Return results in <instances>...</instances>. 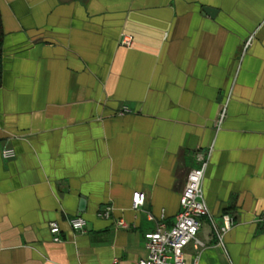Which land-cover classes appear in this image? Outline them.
<instances>
[{
	"label": "crops",
	"instance_id": "1",
	"mask_svg": "<svg viewBox=\"0 0 264 264\" xmlns=\"http://www.w3.org/2000/svg\"><path fill=\"white\" fill-rule=\"evenodd\" d=\"M0 15V264H135L209 149L203 246L184 262L264 264V0H0Z\"/></svg>",
	"mask_w": 264,
	"mask_h": 264
},
{
	"label": "built area",
	"instance_id": "2",
	"mask_svg": "<svg viewBox=\"0 0 264 264\" xmlns=\"http://www.w3.org/2000/svg\"><path fill=\"white\" fill-rule=\"evenodd\" d=\"M252 40V34L244 40V51L249 47ZM121 44L130 46L131 38L129 36H123ZM225 114L226 102L221 105L215 121L216 125L221 123ZM209 151L206 155L209 154ZM14 155L15 151L13 148L1 149V156L4 159L11 158ZM206 155L198 154L197 160L199 161V165L190 169L187 173L184 187L179 196V210L175 215V220L172 225L167 226L161 218L156 222L152 230L144 232L143 237L146 255L139 258L135 264H185V246L190 242L193 243L196 249L203 246V242L198 238L197 232L201 225V218L209 215L202 191L204 170L207 165ZM144 198L142 191H134L131 196V207L133 209H139L144 203ZM108 212L109 207L102 212V215L108 216ZM262 218L264 219V210ZM232 223L233 220L229 215H223V225L219 229H215L219 243H221L223 233L230 228ZM68 224L73 231H82L85 228L86 220L80 214H75L68 218ZM117 224L120 227H126V223L122 219H119ZM48 228L52 241H60V228L57 222L51 221ZM111 264L119 263L117 259H113Z\"/></svg>",
	"mask_w": 264,
	"mask_h": 264
},
{
	"label": "trees",
	"instance_id": "3",
	"mask_svg": "<svg viewBox=\"0 0 264 264\" xmlns=\"http://www.w3.org/2000/svg\"><path fill=\"white\" fill-rule=\"evenodd\" d=\"M2 42H3V29L1 24V15H0V77H1Z\"/></svg>",
	"mask_w": 264,
	"mask_h": 264
},
{
	"label": "water",
	"instance_id": "4",
	"mask_svg": "<svg viewBox=\"0 0 264 264\" xmlns=\"http://www.w3.org/2000/svg\"><path fill=\"white\" fill-rule=\"evenodd\" d=\"M205 10L207 11V10H209V9L206 8ZM83 204H84V200L81 199L79 210H82V208H83Z\"/></svg>",
	"mask_w": 264,
	"mask_h": 264
}]
</instances>
